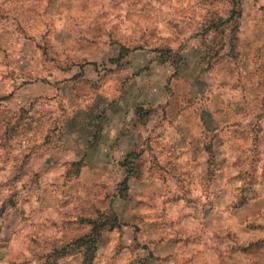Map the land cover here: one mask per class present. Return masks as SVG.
<instances>
[{
    "label": "clouds",
    "instance_id": "1",
    "mask_svg": "<svg viewBox=\"0 0 264 264\" xmlns=\"http://www.w3.org/2000/svg\"><path fill=\"white\" fill-rule=\"evenodd\" d=\"M0 264H264V0H0Z\"/></svg>",
    "mask_w": 264,
    "mask_h": 264
}]
</instances>
